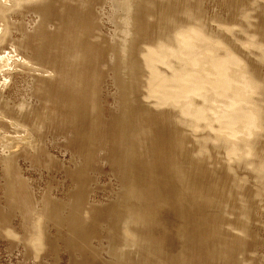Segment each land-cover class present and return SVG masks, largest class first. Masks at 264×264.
Here are the masks:
<instances>
[{"label":"bare ground","instance_id":"1","mask_svg":"<svg viewBox=\"0 0 264 264\" xmlns=\"http://www.w3.org/2000/svg\"><path fill=\"white\" fill-rule=\"evenodd\" d=\"M65 1L0 0V164L8 196L18 198L15 188L27 183L20 171L19 157L31 156L36 161L33 155L43 143L39 132L43 122L41 118L37 120L39 110L32 105V99L43 95L46 100L51 90L76 92L79 96L74 88L78 79L68 81L54 54L46 48L42 36L47 32L70 40L67 45L61 43L60 48L72 65L79 64L87 52L96 48L95 44L106 49L108 61L98 67L111 74L119 102L108 123L116 142V151L114 143L111 150L118 189L116 202L107 205V213L117 218L122 214L129 220L124 233L132 237L127 245L137 251L153 252L154 244L140 228L143 205L149 198H155L160 206L172 201L174 214L181 220L193 208V216L188 217L193 230L178 231L183 241L201 242L204 229L212 223L215 228L244 233L247 214L242 218L233 215L231 219L233 207L223 208L224 198L234 203L235 195L224 177L219 176L224 174L228 180L227 173L216 168L232 175L235 167L250 168L252 172L262 169L260 178H264V73L260 72L264 70V53L257 54L258 61L254 63L250 53L244 54L245 59L239 57L233 32L224 36L221 30L229 28H211L204 19L206 12L193 11L189 0H74L72 9ZM55 3L64 10L59 12ZM26 12L33 14L30 26L25 25L32 34L20 31L18 39L19 34L11 31L18 24L9 21ZM181 14L183 19H179ZM105 22L112 25L109 31L103 27L107 33L102 32ZM263 27L264 17L260 30ZM16 86L20 92H16ZM10 88L13 93L5 95ZM76 95L70 99L63 95L62 102L71 112L74 107L79 110L81 104ZM143 116L146 118L142 120ZM133 123L136 129L132 131ZM154 132L158 141L194 156L199 168L191 165L188 173L178 176L174 161H150L149 139ZM67 137L68 134L64 136ZM80 137L77 133L76 138ZM132 139L141 146L135 154ZM70 154L76 167L78 147ZM203 173V180L217 193V204L206 201V193L194 181ZM79 188L77 182V190L70 195L74 205L81 197ZM21 199L25 202L21 217L28 233L26 240L39 248L43 243L42 224L51 218H63L58 212L61 206L55 202L48 206L46 198L39 209V203L30 204L26 193ZM208 213L213 215L211 220ZM5 216L11 218L9 213ZM76 217L63 218L71 234L81 229ZM5 232L15 236L10 226L5 227ZM66 242H72V237L68 236ZM123 263L115 258L114 264Z\"/></svg>","mask_w":264,"mask_h":264},{"label":"rangeland","instance_id":"2","mask_svg":"<svg viewBox=\"0 0 264 264\" xmlns=\"http://www.w3.org/2000/svg\"><path fill=\"white\" fill-rule=\"evenodd\" d=\"M63 3L71 9L75 5L74 0ZM189 4L195 12H206L204 19L211 28H229L228 31L221 30L224 36L233 32L236 52L242 59H245L244 54L250 53L249 57L254 63L258 61L257 54L261 51L264 53V27L260 30L264 17V0H189ZM54 6L59 12L64 10L60 3H55ZM32 16L31 12H26L24 16L9 21L18 24L16 28H11L13 33L19 34L18 39H21L20 31L32 34L30 27L25 28V25L30 26L32 23ZM179 19H183L182 14ZM104 24L102 32L107 33L112 25L107 22ZM42 37L46 48L57 59L58 68L66 72L68 81L78 79V86L74 88L78 89L79 96L77 97L76 92L61 93L51 90L46 100L43 95L32 99V105L39 110L37 120L41 118L43 122L39 131L43 143L37 154L33 155L37 157L36 161H32L31 156L29 159L24 156L18 159L19 167L22 168L20 171L27 180L26 185L15 188L18 198L8 196L0 164V264H114L115 258L123 260V264H264L262 169L252 172L250 168L235 167V174L232 175L220 167L216 168L227 173L229 181L224 174L219 176L224 177L235 195L234 203L227 197L224 198L223 208L233 207L229 212L231 219L233 215L242 218L247 214L244 233H236L235 230L229 232L220 226L215 228L212 223L204 229L201 242L192 244L189 240L183 241L178 231L189 233L193 230L188 222V217L193 216V208H189L185 218L181 220L174 214L172 201L168 200L160 206L155 198H149L150 201L143 205L145 213L140 217V228L154 244L152 251L158 254L137 251L134 246L127 245L132 237L128 232L124 233L129 220L123 218L122 214L117 218L116 215L107 213V205L116 202L118 189L111 150L114 143L116 151V142L108 123L119 102L111 82V74L98 67L100 63L108 61L106 49L102 44H95L96 48L87 52L79 64L72 65L71 59L65 58L66 52L60 48L61 43H71L69 39L47 32ZM260 72L264 73V70ZM19 87L22 88V85ZM16 92H20L17 86ZM12 93V88L5 91V95ZM63 95L68 99L75 95L76 100L80 98L79 110L74 107L71 112L66 102H62ZM144 118L146 117H141L142 120ZM157 120L162 122L160 117ZM133 129H136L134 123L132 131ZM77 133H80V138H76ZM66 134L68 137L64 138ZM171 138L174 139L172 135ZM149 141L150 161L153 163L174 161L178 176L188 173L191 165L199 168L194 156L184 155L178 148L158 141L155 132L151 133ZM261 143L264 146V137ZM76 147L80 157H76L79 164L74 167L70 151ZM140 147L136 140H131L134 154ZM260 162L262 161L257 163ZM204 173L194 177V181L206 193V201L217 204V193L214 187L203 180ZM241 179L245 181L242 183ZM77 182L80 184L78 193L81 197L77 199L78 204L74 205L70 202V195L77 190ZM25 193L31 205L39 203V209L46 198L49 199L46 201L48 206L54 202L59 204L61 207L58 212L61 216L67 218L76 215V222L80 223L81 229L71 234L69 225L63 218L59 221L51 218L42 224V245L39 248L30 245L26 240L28 233L22 227L25 220L21 217L25 212V202L21 199ZM245 209L248 210L247 213ZM84 211H87L86 216ZM6 213L11 218L5 216ZM207 217L211 220L212 213H208ZM8 226L14 230L15 236L5 232V227ZM33 229L35 231L36 227ZM68 236L72 237L70 243L66 242ZM128 258L131 259L128 261Z\"/></svg>","mask_w":264,"mask_h":264}]
</instances>
